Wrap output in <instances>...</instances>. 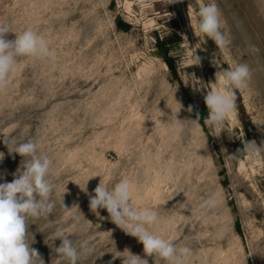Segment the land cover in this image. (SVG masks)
Returning a JSON list of instances; mask_svg holds the SVG:
<instances>
[{
    "label": "rangeland",
    "instance_id": "1",
    "mask_svg": "<svg viewBox=\"0 0 264 264\" xmlns=\"http://www.w3.org/2000/svg\"><path fill=\"white\" fill-rule=\"evenodd\" d=\"M213 2L231 41L223 50L198 30L199 8ZM0 18L16 33L37 31L55 54L21 58L0 91V183L13 180L22 160L3 137L33 139L53 161L57 193L67 189L64 204L79 208L76 222L53 195L52 214L29 225L45 264H60L44 243L58 228L86 245L83 264H122L126 249L144 255L106 210L90 211L79 187L90 177L89 193L100 181H130L132 205L159 213L152 231L190 247L188 264H264V153L237 151L240 138L264 143V0H0ZM194 53L201 64L192 65ZM237 64L252 77L236 90L221 135L206 118L173 131L176 101L178 119H194L190 105L208 112L207 88L196 91L191 75L214 89L215 73Z\"/></svg>",
    "mask_w": 264,
    "mask_h": 264
},
{
    "label": "clouds",
    "instance_id": "2",
    "mask_svg": "<svg viewBox=\"0 0 264 264\" xmlns=\"http://www.w3.org/2000/svg\"><path fill=\"white\" fill-rule=\"evenodd\" d=\"M198 17L199 33L206 35L222 50L230 45L231 41L222 31L221 14L214 2L202 5ZM9 33H14L15 38H7ZM21 58L48 60L54 59L55 54L37 31L27 28L21 33H16L7 20L0 18V91L8 87L9 74L15 70ZM201 60L202 58L194 53L192 65L201 64ZM212 62L219 68L216 61ZM215 77L219 87L214 89L203 84L194 74L191 75V84L196 91L207 88L204 101L208 115L204 123L213 129L215 137H219L225 122L235 111L236 90L248 86L252 70L247 64H237L234 68L218 70ZM176 103L180 106L179 109L176 112L171 111L168 116L172 121V130L176 131L177 126L197 127V119L177 118L182 105L177 101ZM187 111L192 112L191 105ZM240 139L243 147L238 149V152L246 153L255 159L261 158L264 143L258 145L255 140ZM3 142L9 154H18L22 160L20 167L13 173V180L0 183V264H45L39 250L32 247L35 238L33 233L30 238L29 225L52 214L56 206L53 195L58 197L59 204L68 218L76 222L79 221V216L73 212V208H78V205L74 204L69 209L64 204V193L67 189L65 187L63 192L57 193V185L50 179L53 161L41 151L35 140L27 139L13 143L4 136ZM221 151L226 152V149ZM228 156L234 158L235 153ZM3 158L4 153L0 152V160ZM2 179L3 176H0V180ZM88 180L83 187L76 184L89 197L90 211L99 217L100 210H106L108 219L143 245V256L126 249L127 255L120 256L122 264H149V257L153 259V264H188L192 256L190 247H178L172 240L152 231L153 226L161 222L159 213L150 208L138 209L132 205L133 186L130 181L122 180L111 188L100 181L93 193H89ZM204 206L202 203L199 207ZM56 240L61 241L58 247L55 245ZM44 243L56 254L60 264H83L88 258L86 245L74 244L70 235L62 228L45 237Z\"/></svg>",
    "mask_w": 264,
    "mask_h": 264
},
{
    "label": "trees",
    "instance_id": "3",
    "mask_svg": "<svg viewBox=\"0 0 264 264\" xmlns=\"http://www.w3.org/2000/svg\"><path fill=\"white\" fill-rule=\"evenodd\" d=\"M167 62V65H168V67H169V69L172 71V73H173V75H175L176 76V70L173 68V66L170 64V61H169V59H167L166 60ZM204 63V62H203ZM197 113H199L198 115H197ZM190 115L194 118V119H197L198 120V122L200 123V124H202L203 123V120L207 117V115H208V112L206 111V110H201V111H199L197 108H195V107H193L192 106V112H190ZM243 153L241 152V154L240 155H242Z\"/></svg>",
    "mask_w": 264,
    "mask_h": 264
}]
</instances>
